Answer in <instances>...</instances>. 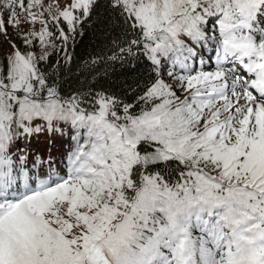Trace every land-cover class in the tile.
Listing matches in <instances>:
<instances>
[{
    "label": "snow or ice",
    "instance_id": "1",
    "mask_svg": "<svg viewBox=\"0 0 264 264\" xmlns=\"http://www.w3.org/2000/svg\"><path fill=\"white\" fill-rule=\"evenodd\" d=\"M0 264H264V0H0Z\"/></svg>",
    "mask_w": 264,
    "mask_h": 264
},
{
    "label": "trees",
    "instance_id": "2",
    "mask_svg": "<svg viewBox=\"0 0 264 264\" xmlns=\"http://www.w3.org/2000/svg\"><path fill=\"white\" fill-rule=\"evenodd\" d=\"M45 3H55L61 8L70 3V0H45ZM38 27V25H37ZM100 32L98 29H89L86 31L83 37L76 38V44L71 42L68 45L69 53L73 56L72 64L69 65L70 76L78 77L81 82L91 80L93 75L98 73H106V75L98 76L97 87H107L114 90H118L120 87L132 84L136 80L143 79L144 64L135 62L136 68L131 67L128 62L131 58H127L124 62L117 61H102L96 65L92 71H84L83 74L80 71V66L84 60L90 59L97 54L104 53L110 55L111 52H104L102 44L106 41H102L100 38ZM52 54L50 60L55 61L59 59L61 62L64 58V53L59 50H51ZM134 62V61H133ZM146 63V62H145Z\"/></svg>",
    "mask_w": 264,
    "mask_h": 264
}]
</instances>
